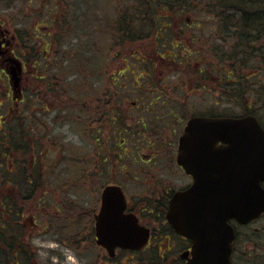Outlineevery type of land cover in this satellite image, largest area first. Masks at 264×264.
Returning <instances> with one entry per match:
<instances>
[{"label": "flooded vegetation", "instance_id": "flooded-vegetation-1", "mask_svg": "<svg viewBox=\"0 0 264 264\" xmlns=\"http://www.w3.org/2000/svg\"><path fill=\"white\" fill-rule=\"evenodd\" d=\"M152 1L156 8L165 1L172 2ZM188 3L192 1L188 0ZM187 7H182L183 11L178 8L176 13H188ZM166 13L171 14L169 7ZM170 16L173 15L156 23L159 29L151 43L146 39L150 34L138 32L134 23L112 25L116 27L112 35L116 36L110 40L114 46L108 53V60L120 67L109 78H106L107 64L104 72L99 73L104 78L100 88L104 92H100L102 100L96 102V109L101 110L96 116L102 127L105 125L111 129L108 136H102L104 150L100 153V161L96 162L94 169H91L92 165L89 168L90 179L99 181L88 184L90 187L84 204L79 200L41 198L37 200L40 203L37 209L23 205L18 210L14 205L18 201H9L7 250L11 264L13 259L14 264L21 259L34 264H55V260L58 261L56 264H71L69 260L72 258L81 260L83 263L80 264L192 263L194 243L178 231L172 221H191L200 214L201 208L203 210L204 183L201 176L204 175V158L216 154H205L202 137H185L186 129L195 118L228 117L255 119L264 130V63L251 67L246 74L234 66L229 73L226 72L228 74L219 73L213 81L215 77L211 73L216 64H209L208 58L212 59L211 55L216 60V32L207 40L201 39L197 46L194 29L206 26H192L188 17L186 23H171ZM216 27L212 26V29ZM172 31L174 38H171ZM6 38L1 24L0 73L4 74L9 90L0 97V112L6 108L10 98L13 102L25 104L30 91L45 94L51 88L53 91L57 89L55 81L44 82L45 76L34 75L30 71L31 54L19 49L20 44L14 50ZM45 44L42 40L38 48L40 58L49 45ZM42 57L45 59L46 55ZM14 58L20 59L23 70L19 102L15 101L10 76L4 70H12ZM41 67L39 63L34 68L39 70ZM173 73L179 75L180 82L174 84L171 81ZM204 93L217 96L209 100L213 101L209 111L236 109L237 112L205 115L204 108H200L204 105ZM132 110L138 111L140 117L136 118V124H127ZM125 112L129 115L125 116ZM10 121L9 117H0V127ZM111 133L114 137L110 140ZM125 134H129L133 141L128 149L125 147L128 143ZM100 138L95 134L91 136L97 141ZM184 138L185 143L181 146ZM227 146L223 142L217 145L219 148ZM180 155L186 166L180 164ZM233 164L236 165L230 160L221 163L216 177L221 176L222 182L216 185L223 189L233 185L235 177L231 173L236 170ZM92 184L98 186L90 190ZM109 189L111 193L106 199L105 193ZM120 194L124 195V201ZM32 200H23L21 204ZM32 210L37 213L28 218L25 212L32 213ZM230 224L236 233L231 264H257L254 261L264 260V212L246 224L236 220H231ZM125 228L128 237L136 239L129 245L100 242V238H116ZM17 229L20 230L19 241L14 238ZM37 235L40 238L54 235L58 245L69 249V253L60 254L52 249L49 250L52 259L45 261L42 258L44 262H39V250L33 247Z\"/></svg>", "mask_w": 264, "mask_h": 264}, {"label": "rangeland", "instance_id": "rangeland-1", "mask_svg": "<svg viewBox=\"0 0 264 264\" xmlns=\"http://www.w3.org/2000/svg\"><path fill=\"white\" fill-rule=\"evenodd\" d=\"M58 1L59 4H57ZM215 1L192 0L196 8L190 7L189 14L183 16H170L171 23H186L188 17L192 26H206L203 29H194L197 46L201 39L207 40L215 32L216 47L222 45L224 40L218 39L220 37L217 34L218 26L216 29H212V26H216V20H213L212 17L215 10L211 11L206 8V6L214 4ZM43 2L44 0H40V6ZM57 2L51 1L61 8L60 19L53 25L50 23V17L38 4H35L33 8L34 4L32 5L30 1L0 0V25L2 24V29L6 32L8 45L16 50V45L20 44L19 49H25V53H27V51H31V48L37 47V44L41 46L42 40H45L46 44H49L43 54L46 55V58L43 59V55L40 58L41 54L34 52L30 59L32 65L30 71L34 75L45 76L44 82L53 83L55 81L57 83V89L53 91L51 88L49 93L28 92L25 104H18L11 101L10 98L6 108L0 112V117L11 119L10 123L0 127V152L3 151L2 146L7 139L5 136L8 135L10 138L14 133L15 141L11 142L10 147L18 143L20 148L17 144L14 150H11L8 160L12 163L15 162V165L16 162L23 164L28 160L30 166L34 161L41 168V183L43 185L39 184L40 187L37 188L33 196L34 200L27 204L30 209H37L40 204L37 200L41 198L79 200L84 204L87 199V190L90 187L88 184L99 181L97 178L91 180L89 171L95 168L97 161H100V153L104 150L102 136H108V133L111 132L110 127L106 128L105 125L102 127L103 124L98 121L100 119L96 114L101 110L96 109V102L102 100L100 92H104L103 89L100 90L104 78H101L99 73L104 72V66L107 64L106 78H109L112 72L117 71L120 67V65H115V62L108 60V53L114 46L110 40L116 36L112 35L116 31V27L112 25L119 23L120 26H128L131 19L136 18L140 21L133 26H137L135 29L138 32L150 34L146 39H150L148 43H151L158 32L156 21H142L145 17L138 11L142 7L141 4L148 6L150 9L148 12L152 15L161 11V8H156V5L152 4V0H57ZM200 2L202 3L200 4ZM204 4L205 9H203ZM62 5H64L63 10ZM135 13V16L132 15ZM166 14L172 15L164 13V15ZM42 18L47 21L40 25L41 27L36 31L39 24L38 19ZM153 28L156 29L154 32ZM172 32L171 38H174V31ZM3 37L5 38V36ZM55 41L59 44L56 45ZM214 41L215 39L212 40V42ZM104 53L107 55L105 56ZM209 57L212 58H208L209 64H216V68L211 73V76L215 77L212 80L216 81V76L219 73L224 75V66L217 59H213L211 55ZM39 63L42 67L38 70L34 67H37ZM229 66L234 67V64ZM193 67L197 69L195 65ZM248 69L243 73L246 74ZM171 79L174 84L180 82L178 74L173 73ZM95 83L98 84L95 85ZM7 90H9L7 80L4 78V74L0 73V97L6 94ZM39 91L41 92V90ZM13 94L15 101L19 102V95L15 92ZM216 97V95L204 93V105H200V108H204L205 115H229L237 112L236 109H234L235 111H209L213 102L209 100L216 99ZM37 99L39 101H36ZM127 115L129 114L125 112V116ZM139 117L140 113L132 110L127 124H136V118L139 119ZM113 131L115 132L116 129ZM94 134L101 137L99 141L91 139ZM113 137L111 133L110 140ZM124 138L128 140L125 145L128 149L133 141L129 134H125ZM111 145L112 142L109 145L110 150L112 149ZM28 146L29 148H27ZM27 149L29 151H26ZM5 163L7 164V162ZM91 165L93 167L89 169ZM27 169L24 167L22 172ZM28 170L31 168L29 167ZM6 186L8 190H15L14 185ZM97 186V184H92L90 190ZM25 213L28 218H31L30 216L37 211L32 210V213ZM33 247L39 250V262L52 259L49 252L52 249L56 253L58 250L60 254L61 252L69 253V249L66 250L58 245L54 235H44L42 238L39 235L35 236ZM70 251L72 252V250ZM71 260H69L71 264L83 263L76 258L75 261ZM53 262L56 264L58 261Z\"/></svg>", "mask_w": 264, "mask_h": 264}, {"label": "water", "instance_id": "water-1", "mask_svg": "<svg viewBox=\"0 0 264 264\" xmlns=\"http://www.w3.org/2000/svg\"><path fill=\"white\" fill-rule=\"evenodd\" d=\"M14 63L11 71L5 70L10 75L14 91L18 92L22 65L17 59ZM188 135L201 136L205 154L216 155L204 158V175L201 176L204 183L203 210L201 208L200 214L191 221L172 222L194 243L191 264H231L236 234L229 221L246 224L264 212V131L255 119L201 117L189 122L185 137ZM185 140H182L181 146ZM220 142L228 146L217 147ZM224 160L236 164H233L236 170L231 173L235 177L234 183L228 189L216 185L222 182L221 176L216 177V172H220ZM179 162L186 166L181 155ZM194 176L197 180L196 173ZM110 193V189L106 191V199ZM120 195L124 201V195ZM135 240L128 237L127 228L116 238H100L102 243L112 241L118 245H129Z\"/></svg>", "mask_w": 264, "mask_h": 264}, {"label": "trees", "instance_id": "trees-1", "mask_svg": "<svg viewBox=\"0 0 264 264\" xmlns=\"http://www.w3.org/2000/svg\"><path fill=\"white\" fill-rule=\"evenodd\" d=\"M10 1L14 2V0ZM24 1H30L32 5L34 4L32 6L33 8L35 7V4H38V6L50 17V23H53V25L58 22V19H60L59 12L61 11V8L60 6L51 3V1L54 2V0H44L43 3L45 4L43 5L42 3L41 6L39 4L40 0ZM55 1L57 2V0ZM201 3L202 2H200V4ZM57 4H59V1ZM141 6L145 8L143 9L141 7L138 11L140 15L145 17L142 21L153 20L158 24L164 21V17H168L169 14L164 15V13L168 12V7L171 9V14L173 16L189 14L190 7L196 8L193 3L188 4L187 0H172V2L170 1L168 3L165 1L164 4L160 3L159 5L161 6L160 13L156 12L152 15L148 12L150 10L148 6H145V4H141ZM159 6L157 8H160ZM63 7L64 5H62V10ZM182 7H187L188 13H176L178 8L180 11H183V9H181ZM206 8L211 11L215 10L212 17L213 20H216V26H218L217 34L220 35L218 39L221 41L224 40L222 41V45L216 47V59L223 63L222 66H224L223 69L225 73H229L230 69L233 68L232 66H229L230 64H234L239 72H243L248 68H254L256 65H259L260 62L264 63V0H216L214 4H210L209 6H206ZM203 9H205V4ZM57 13L58 16H56ZM132 15L135 16L136 13ZM38 21L39 24L36 31H38L39 27H41L40 25L45 24L47 20L42 18L38 19ZM138 21L140 20H137L136 18L131 19V23L134 24ZM39 47L40 44H37V47L31 48L29 53L31 55L34 52L39 53V50H37ZM12 135L13 136L10 138L8 135L5 136L7 139H5V142L3 143V151L0 152L2 153V155H0V264H11L7 250L8 230L10 226V222L7 219L9 201L13 199L14 201H18V203L14 205L20 210L23 205L28 204H21V202L23 200L33 199V196L37 191V186L42 182L41 168L34 163V161L30 166V161L28 160L23 162L21 159L23 164L16 162V165L15 162L12 163L8 160L11 150H14L15 146L18 144L16 143L13 147H10L11 142L15 141L14 133ZM18 147L20 148L19 144ZM27 148H29V146ZM26 151H29V149ZM5 162H7V164ZM24 167L25 169H29L30 167L31 170L27 169V171L22 172ZM8 184L14 185L15 190H8V187L6 186ZM19 231L20 230L17 229L14 236L16 241L20 240ZM16 261L17 264H34V262L27 261L26 259L24 261H22V259L21 261ZM254 262L257 264H264L263 259ZM12 263H15V259L12 260Z\"/></svg>", "mask_w": 264, "mask_h": 264}]
</instances>
